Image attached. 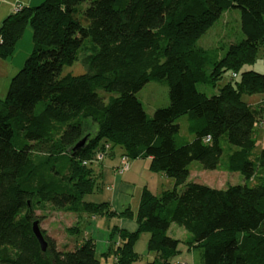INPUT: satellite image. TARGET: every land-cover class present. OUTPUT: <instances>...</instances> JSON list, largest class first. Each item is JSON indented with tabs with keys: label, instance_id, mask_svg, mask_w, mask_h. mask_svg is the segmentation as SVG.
Listing matches in <instances>:
<instances>
[{
	"label": "trees",
	"instance_id": "1",
	"mask_svg": "<svg viewBox=\"0 0 264 264\" xmlns=\"http://www.w3.org/2000/svg\"><path fill=\"white\" fill-rule=\"evenodd\" d=\"M229 9L239 11L244 38L230 43L222 56L197 47ZM28 26L33 50L0 100V264H98L91 239L65 251L41 232L46 242L41 251L32 223L39 222L36 212L45 206L77 219H134L135 232L110 233L119 243L104 255L112 254L116 264L139 261L134 244L144 232L155 255L145 264H169L179 243L167 236L171 224L188 232V245L201 250L202 264H264V148L255 162L249 159L261 110L242 99L264 96V75L246 69L264 49V0L21 5L0 24V59L12 56ZM86 40L94 52L84 61L83 74L62 75L78 61ZM228 72L231 79L217 94L207 97L197 90L200 84L215 87ZM155 81L165 82L168 106L148 116L136 95ZM181 116L188 118L190 141L179 134ZM224 136L232 146L225 170L246 181L256 178V184L218 190L187 183L192 162L204 170L219 167ZM105 145L130 160L150 159L149 170L172 179L173 187L159 195L143 189L134 214L84 202L100 190L92 160ZM69 231L77 234L79 221Z\"/></svg>",
	"mask_w": 264,
	"mask_h": 264
},
{
	"label": "rangeland",
	"instance_id": "2",
	"mask_svg": "<svg viewBox=\"0 0 264 264\" xmlns=\"http://www.w3.org/2000/svg\"><path fill=\"white\" fill-rule=\"evenodd\" d=\"M18 2L21 1L0 0V24L16 6H21V3ZM85 7L86 5L82 4L81 10H84ZM243 38L244 35L241 32L239 11L236 9H229L225 11L212 25V27L207 30V32L199 39L196 46L209 50L210 52H213V54L222 56L226 52L230 41L240 42ZM84 44L85 49L78 54V61L72 66L64 67L62 70V75L67 73H71L73 75L83 74L84 61L87 59L88 55L94 52L93 47H91L92 44L89 42V40H86ZM33 47L32 31L28 26L25 29L21 39L16 43L12 56L7 59H0L1 101L5 98L11 78L22 68L24 61L32 52ZM248 67L255 69V72H262L260 74L264 75L263 50L258 53L254 63ZM230 79L231 73L228 72L224 74L222 79L216 83L215 87L211 85L212 83H207L204 85L200 84L197 85V90L204 93L207 97H210L217 94L218 89ZM98 93L103 95V92ZM261 96L259 94L250 96L243 95L242 99L245 102L254 104L261 99L264 102V97L261 98ZM136 97L141 102L142 107L148 116H151L154 110L168 106V89L164 81L147 83L137 93ZM43 105L44 103L42 102L38 103L37 110H40ZM253 108L256 109V107ZM262 118L264 119V111L262 112ZM176 123L180 128L179 134L182 137L189 136L187 131V116H181L176 121ZM263 136L264 126L261 130L257 131L255 136L256 144L249 157V159L253 162H255V159L262 149V144L264 142ZM257 141H259V144ZM220 145L223 150V155L220 158L219 167L216 170H204L199 162L194 161L188 167L189 176L186 182L202 184L218 190H223L228 186L234 185L247 184L248 186H253L256 184V178L251 181H246L241 174L231 173L225 170L227 155L229 153L228 149H231L232 146L228 144L225 136L222 137ZM261 174L264 176V170H262ZM165 188L167 189L169 187L166 186ZM178 189L181 190L182 188L180 187ZM36 215L39 217V222L37 223L40 233L45 232L50 238H52L55 241L58 250L72 251L79 246V243L82 242V235L79 233L74 235L69 233V228L76 224L77 215L48 206H45L43 210L37 211ZM82 217H85V215ZM124 220H129L136 224L132 218L124 217ZM108 223L109 222L106 220V218H100L94 224L92 223L90 226H88L91 230L95 231L96 249L94 246V253L98 264H116L112 254H100L101 251L107 249L106 246L104 247V242L106 241V236L108 234L106 230ZM83 225L84 221H81L80 230ZM167 236L178 240L179 242L177 246L178 252L173 258L169 260V264H202L201 250L198 248L189 247L188 240L190 239V235L183 227H180L177 224H171L167 231ZM148 238L149 233L145 232L138 236V239L134 244V251L139 255L140 259L134 264H145L146 262L153 260L155 255L149 252L147 249Z\"/></svg>",
	"mask_w": 264,
	"mask_h": 264
},
{
	"label": "crops",
	"instance_id": "3",
	"mask_svg": "<svg viewBox=\"0 0 264 264\" xmlns=\"http://www.w3.org/2000/svg\"><path fill=\"white\" fill-rule=\"evenodd\" d=\"M20 1L21 2L18 3H21L22 6H36L40 4L41 1L43 2L44 0H20ZM230 43H233V41H230ZM263 56H264V49H263ZM246 69L256 71L255 69H252L250 67H246ZM258 73H262V72H258ZM263 97L264 96H261V98ZM246 103L251 108L256 107V109L261 110L258 126L255 127V136H256L257 131L261 130L264 126V119L262 118V112L264 111V102L261 99L255 102L254 104H250L248 102ZM183 138L186 139L187 141H190L192 139L191 136H187ZM257 142L259 144V141ZM262 145H263L262 146L263 149L264 142ZM121 157H122V151L119 149H113L106 151L101 161L93 162V169L97 174L99 173V181L101 187L98 192L84 196L83 198L84 202L92 203V204L105 203L108 204L110 209L116 213H121L124 210L129 209L134 214L137 211L140 196L143 189L150 191L154 195H159L163 191L169 190L173 187V181H171L172 179L167 178L165 175L161 173H152L149 170L150 159H134V160L129 159L128 170L121 174H117L116 169L120 166ZM166 186L169 188L166 189L165 188ZM100 218H106V220H108L109 222L106 227L108 238L106 236V241L104 242V247L106 246L107 249L101 251L100 254L106 253L110 244L118 245L119 243L118 236L114 235L113 237H110V233L113 229L125 230L129 233H133L137 229L136 224H134L132 221L124 220V218L85 216V217H81L80 219H77V221H79V228L81 221H84V225L82 226L81 230L78 232L80 235L83 236L82 241L86 239H91L94 242L95 249H96L95 231L91 230L88 226H90V224L92 223L94 224ZM80 244L81 243H79V245Z\"/></svg>",
	"mask_w": 264,
	"mask_h": 264
},
{
	"label": "built area",
	"instance_id": "4",
	"mask_svg": "<svg viewBox=\"0 0 264 264\" xmlns=\"http://www.w3.org/2000/svg\"><path fill=\"white\" fill-rule=\"evenodd\" d=\"M19 6H16L13 11H16L18 10ZM233 77H235V75H233ZM109 150V147L108 145H105L104 149L101 150V151H98L95 153L94 155V159L92 160L93 162H99L102 160L104 154L106 151ZM83 164L85 165L86 162H83ZM128 167H129V159L126 157V156H122L121 157V160H120V166L116 169V173L117 174H121L125 171L128 170ZM178 264H181V263H178Z\"/></svg>",
	"mask_w": 264,
	"mask_h": 264
},
{
	"label": "water",
	"instance_id": "5",
	"mask_svg": "<svg viewBox=\"0 0 264 264\" xmlns=\"http://www.w3.org/2000/svg\"><path fill=\"white\" fill-rule=\"evenodd\" d=\"M84 142H85V138H83L80 142H78L74 148L80 147L81 145H83ZM32 233L35 236V238L37 239L41 251L44 252L46 249V242L44 241L43 236L40 233L37 222L32 223Z\"/></svg>",
	"mask_w": 264,
	"mask_h": 264
},
{
	"label": "bare ground",
	"instance_id": "6",
	"mask_svg": "<svg viewBox=\"0 0 264 264\" xmlns=\"http://www.w3.org/2000/svg\"><path fill=\"white\" fill-rule=\"evenodd\" d=\"M233 75H235V74H233ZM233 75H232V77H233ZM259 123V122H258ZM258 123L255 125V127H257L258 126Z\"/></svg>",
	"mask_w": 264,
	"mask_h": 264
}]
</instances>
